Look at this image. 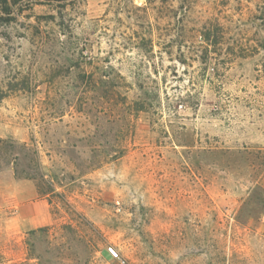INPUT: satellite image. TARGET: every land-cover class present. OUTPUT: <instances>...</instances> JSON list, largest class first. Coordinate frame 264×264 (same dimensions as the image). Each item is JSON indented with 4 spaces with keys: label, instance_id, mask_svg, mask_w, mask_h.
<instances>
[{
    "label": "rangeland",
    "instance_id": "obj_1",
    "mask_svg": "<svg viewBox=\"0 0 264 264\" xmlns=\"http://www.w3.org/2000/svg\"><path fill=\"white\" fill-rule=\"evenodd\" d=\"M0 138V264H264V0L0 3Z\"/></svg>",
    "mask_w": 264,
    "mask_h": 264
},
{
    "label": "trees",
    "instance_id": "obj_2",
    "mask_svg": "<svg viewBox=\"0 0 264 264\" xmlns=\"http://www.w3.org/2000/svg\"><path fill=\"white\" fill-rule=\"evenodd\" d=\"M0 3L4 6H8L9 0H0ZM20 148L21 152L25 154L23 158L28 161V164L36 165V167L29 166L30 171L22 170L18 172L15 170L16 175L22 176L25 179H32L36 182V187L39 195H49L56 193L55 181L51 178H46V175L40 170L41 168V158L40 152L27 144L17 145L14 140L11 139H1L0 138V154L3 152L5 155H10V152H14L15 149ZM18 158V156H16ZM64 196V195H63Z\"/></svg>",
    "mask_w": 264,
    "mask_h": 264
},
{
    "label": "built area",
    "instance_id": "obj_3",
    "mask_svg": "<svg viewBox=\"0 0 264 264\" xmlns=\"http://www.w3.org/2000/svg\"><path fill=\"white\" fill-rule=\"evenodd\" d=\"M108 252L114 258H116V259H118L120 261L119 264H126V262L124 260H122L121 257L119 256V252L117 251V249L115 247H113V246L108 247Z\"/></svg>",
    "mask_w": 264,
    "mask_h": 264
}]
</instances>
